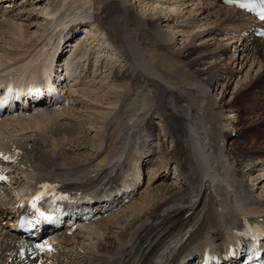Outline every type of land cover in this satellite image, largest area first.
Returning <instances> with one entry per match:
<instances>
[{"label":"bare ground","instance_id":"6f19581e","mask_svg":"<svg viewBox=\"0 0 264 264\" xmlns=\"http://www.w3.org/2000/svg\"><path fill=\"white\" fill-rule=\"evenodd\" d=\"M21 1L17 9L26 10L23 16L30 23H18L17 16L10 15L13 11L6 7L4 12L9 15L4 17L3 13L0 19V46L7 49L1 54L0 66L8 67L9 72H19L36 61H44L48 51L61 46L65 38L73 42L76 37L67 28L86 19L89 21L83 25L86 28L83 32L90 39L80 44L82 52L74 58V63L82 64L90 53L96 61L106 54L103 44H93L98 42L99 34L96 35L92 24L98 19L97 25L112 28L108 40L120 52L124 51L126 60L125 65L116 67L118 56L113 61L109 57L104 65L106 71H110L107 85L115 102L112 100L108 107H103L98 94L85 93V89L73 90L71 100L74 102L66 109V114L75 111L71 118L67 117L55 128L56 134L74 127L85 129L84 125L96 130L100 129V123L114 121L115 114H120L124 118L111 127L105 149L86 164L60 165L48 162L38 143L32 142L28 147L25 140L22 173L43 180L56 179L68 190L97 191L126 178L131 172V162L138 170L150 171L147 186L132 203L86 227V232L78 236L58 237L57 255L63 256L58 264H152L173 241L189 235L164 263L178 264L195 244H219L229 230L239 227L244 217H264V178L256 176L254 179L253 176L256 167L264 162V40L248 46L245 41L232 38L231 29H236L235 21L240 20L238 12L220 7L219 0H154L162 3L163 16H157L158 6L150 4L147 18L140 16L147 13V3L140 6L138 12L131 8L129 0H36L39 3L35 5L41 6L38 9H43V12L39 10L43 19L38 20L37 17L31 19L30 13L36 10L32 2L25 7V2ZM8 3L7 7L12 5ZM144 18L142 24L140 21ZM41 22L45 24L36 36V44H27L29 28ZM161 23L167 29L161 30ZM179 31L184 32V41L176 44L175 36ZM69 47L71 51L72 45ZM238 64L242 70L237 68ZM246 67L250 72L242 75ZM7 73L8 70L2 72ZM234 78H238V88L229 95L233 111L224 115L228 107L224 95L229 81ZM124 86L132 89V93H128L124 104L121 103V112L117 113L116 101L125 96L120 91ZM74 95L78 97L73 100ZM83 96L87 100L82 99ZM78 100L89 115L86 123L75 117L82 113L76 107ZM239 108L243 114H237ZM254 109L252 117L247 119L249 111ZM38 113L47 116L46 111ZM155 114L163 118L162 125L166 127L161 146V142L155 141L161 136L160 127L155 123L150 125L147 119ZM29 119L33 123L38 121ZM139 119L142 121L138 123ZM39 122L34 124V129L43 128ZM227 122V129L231 131L224 133L222 126ZM46 126L48 128L49 123ZM124 126L127 128L125 134ZM84 131L88 138L89 130ZM141 133L151 140L139 138ZM98 145L102 143H97L96 147ZM148 156L156 158L154 163L149 165L143 160L139 165ZM172 164L180 170L184 187L167 179ZM137 183H140L139 178L133 182L134 188L139 185ZM257 191L259 194L255 196ZM9 201L7 194L0 196L1 205ZM2 220L0 212V222ZM9 220L5 227L7 224L15 226ZM5 237L6 233L0 228V258L5 249ZM70 251L74 256L69 255ZM0 264L4 262L0 260Z\"/></svg>","mask_w":264,"mask_h":264},{"label":"rangeland","instance_id":"374dc122","mask_svg":"<svg viewBox=\"0 0 264 264\" xmlns=\"http://www.w3.org/2000/svg\"><path fill=\"white\" fill-rule=\"evenodd\" d=\"M27 2H32V4L31 5H34V9H36V10H34L33 12H31L30 13V15H31V19H32V17H37V19L38 20H42L43 19V15H41V13H39V10H41V9H38L40 6H38V7H36V5L34 4L36 1L35 0H26ZM167 2H168V0H166ZM171 1H173V0H171ZM162 2H165V1H162ZM170 2V1H169ZM147 3V4H146ZM129 4H131L130 6H131V8H135L138 12H139V9H140V6H142V5H144V4H146V14H141L140 16H144V17H146L147 16V18H148V14L150 13V8H151V5L150 4H153L152 6H158L157 8H158V10H157V16H163V12H161V9H163V6H162V3L161 2H159V3H157V2H154V0H149V2H144V3H142L140 0H129ZM159 4V5H158ZM161 6V7H160ZM160 9V10H159ZM42 11V10H41ZM96 10H93V14H95V15H97L96 13ZM26 17L25 16H23V17H21L20 18V20L18 21V23L19 22H21L22 21V23H26L27 24V21L28 20H26L25 19ZM93 18H94V16H93ZM95 18H97V17H95ZM35 19V18H34ZM98 19V18H97ZM98 22H99V19H98V21H94L93 22V26L95 27L97 24H98ZM142 24H144L145 23V18L144 19H142L141 21H140ZM28 23H30L29 21H28ZM42 24L41 25H38V24H33V26L31 27V28H29V32H28V38H27V44H33V45H35L36 44V36L38 35V34H40L41 33V30H42V28H43V26H44V24H45V22H41ZM184 24H188V21H184L183 22ZM161 30H165V29H167L166 28V26H165V24L164 23H161ZM96 35H98L97 37V39H98V42H100L101 41V43H104V46L106 47V48H111L112 50H113V58H115V56H118V59H119V61H117L116 60V64H118V66L119 67H121V66H123V65H125V58H124V56H121V54H120V51H119V49L117 48V47H113L112 48V46L109 44V43H107V42H105L106 41V39L109 37V34H108V32H111L112 31V28H110V27H106V26H103V25H97L96 27ZM181 29V28H180ZM179 35V36H178ZM75 36V35H74ZM182 36H184V32L183 31H179V33L175 36V38H176V44H180V41H184L183 40V38H182ZM76 37V36H75ZM78 37V36H77ZM76 37V38H77ZM81 37V36H80ZM71 41H73V39H71ZM106 44H108V45H106ZM103 46V47H104ZM175 48H177V47H175ZM5 50H7L6 48H4V47H2V46H0V59L2 58V52L4 51L5 52ZM116 53V54H115ZM123 55L125 54L124 53V51H122L121 52ZM230 53H234V52H232V50H231V52ZM234 56L233 57H235V53L233 54ZM123 60H125V61H123ZM122 61H123V63H122ZM118 66H116V67H118ZM237 68L239 69V70H242L243 69V67H240V64H238V66H237ZM109 70H108V72H106V76H108V78H105L104 80H102L101 82H103V83H101L100 82V84H98V85H96V86H94L93 88H88L87 90L85 89V93H92V95L93 96H95V94H98L99 96H101V99H100V104H102V106L103 107H108L109 106V102L111 101L112 102V100L115 102V99L113 98L114 97V95H113V93H112V90L110 89V88H108V82H109V80H110V77H109ZM249 73L250 72V70H249V68H245L244 69V71H242L241 73H242V75L243 74H245V73ZM230 83H229V87H228V89H227V92L225 93V95H224V102L226 101V103H228L227 105H228V107L227 108H225V112H224V115L226 114H228V112H232L233 110L230 108L231 107V104H232V101L230 100L231 98H230V93L236 88H238V85H237V82H238V78H234V79H232V80H230L229 81ZM221 87V86H220ZM219 87V91L218 92H220V90H221V88ZM120 91L123 93V96L124 95H127L128 93H132V89H131V91L128 89V87H127V89H126V86H124L123 88H120ZM78 97V96H77ZM76 96H75V98H77ZM87 97L86 96H83L82 97V99H85V100H87L86 99ZM124 97L120 100V101H116V103H117V105L116 106H119V105H121V103H124ZM228 101V102H227ZM123 105V104H122ZM240 108L242 109L243 108V106H240ZM239 108V111H238V115H240V114H243L241 111V109ZM77 109H80V111L82 112V113H79V115L78 116H76L75 115V117H77V120L78 121H80V122H82V123H85V121L87 122V120H88V114H87V112H85L84 110H85V108H84V106H83V104L80 102V100H79V103H78V105H77ZM73 111V110H72ZM72 111L70 112V114H66V112H67V110L63 113V115H65V116H67V115H71L72 114ZM248 110H246L245 111V113H248L247 112ZM254 111H255V109L254 110H250L249 111V114L247 115V119L249 118H251L252 117V114L254 113ZM69 112V111H68ZM252 112V113H251ZM240 113V114H239ZM249 116V117H248ZM48 118L46 117L45 118V121H43V120H38V121H40L39 122V124H41L42 125V127L44 128V126H46L48 123H49V126H48V128H50L51 126H52V122L54 123V120H53V118H49V121H51V123L50 122H48V120H47ZM228 119V118H227ZM16 120L17 119H15L11 124H9V126L6 128L8 131L9 130H13L14 128H20L21 127V124L23 123V122H25L26 120H18L17 122H16ZM30 120L31 119H29V118H27V122H25L22 126H28L29 125V123H31V125H34V124H37L38 123V121L36 122L35 121V123H33V122H30ZM36 120V119H35ZM93 122H95L94 120H92ZM108 123H110V121H108L106 124H99V126H100V129H94V128H92V129H90L88 126H86V125H84V128L85 129H88L89 131H87L88 132V138H86L85 137V134L86 133H84V130L81 128L79 131H77V132H80V133H82L81 134V136H76L75 137V139H76V141H77V144H78V137H80V139L82 140V138L84 137V141L86 142V144L88 143V145H89V147L91 148V149H93V147L92 146H94V148L96 147V144L97 143H102L103 144V140L101 139V133L102 134H105V128H104V126L106 127L107 126V124ZM232 124V122H230V126H232L231 125ZM26 126V127H27ZM229 126V125H228ZM33 128H34V126H33ZM229 131H231V128H229L228 129ZM101 132V133H100ZM58 133V135H59V137H58V139H60L61 140V138H64V134L61 132V130H60V132L58 131L57 132ZM234 134H235V132H234ZM110 136H111V134H110ZM237 137V136H236ZM236 137H234L235 138V140L237 141L238 140V138H236ZM156 140V139H155ZM88 151V150H87ZM41 157V156H40ZM48 162H50V161H48ZM56 163H58L57 161H56ZM246 169V168H245ZM245 169H244V171H245ZM172 176H174V175H169V177L168 178H170L171 180L170 181H172V183L174 182V183H176L174 180H173V178H172ZM253 176H255V178L254 179H256V176L259 178V179H263V176H264V171H263V168L261 167V166H257L256 167V169H255V171L253 172ZM249 177V176H248ZM250 178H251V176H250ZM245 179H246V177H245ZM253 179V180H254ZM178 184V183H177ZM179 187H181V184H179ZM255 190V189H254ZM259 191H257L254 195L256 196V195H258L259 193H258ZM84 242V241H83ZM83 245H84V243H83ZM85 246V245H84ZM73 255L74 256V252L73 251H70V253H69V255ZM59 255H61V254H58V255H56V256H58V262H60L61 261V259L63 258V256H59ZM56 258V257H55ZM63 261H65V260H63ZM54 262H55V260H54ZM58 262H56V264H58Z\"/></svg>","mask_w":264,"mask_h":264},{"label":"snow or ice","instance_id":"6c2138e0","mask_svg":"<svg viewBox=\"0 0 264 264\" xmlns=\"http://www.w3.org/2000/svg\"><path fill=\"white\" fill-rule=\"evenodd\" d=\"M226 2H231V0H226ZM257 5L260 6L261 19H264V0H245V2L239 4V7L252 10L256 8ZM37 247L41 246L37 245Z\"/></svg>","mask_w":264,"mask_h":264}]
</instances>
